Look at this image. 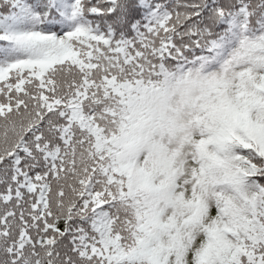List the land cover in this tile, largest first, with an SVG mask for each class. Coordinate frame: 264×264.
<instances>
[{
  "label": "snow or ice",
  "instance_id": "6c2138e0",
  "mask_svg": "<svg viewBox=\"0 0 264 264\" xmlns=\"http://www.w3.org/2000/svg\"><path fill=\"white\" fill-rule=\"evenodd\" d=\"M0 264H264V0H0Z\"/></svg>",
  "mask_w": 264,
  "mask_h": 264
}]
</instances>
